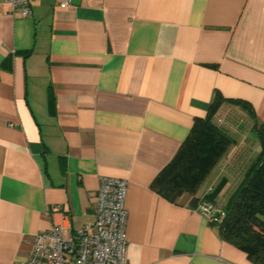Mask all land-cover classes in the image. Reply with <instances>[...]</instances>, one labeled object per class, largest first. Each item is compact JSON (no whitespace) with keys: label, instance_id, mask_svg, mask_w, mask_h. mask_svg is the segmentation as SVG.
<instances>
[{"label":"crops","instance_id":"1","mask_svg":"<svg viewBox=\"0 0 264 264\" xmlns=\"http://www.w3.org/2000/svg\"><path fill=\"white\" fill-rule=\"evenodd\" d=\"M0 0V264L94 221L126 180V264H253L188 194L152 189L217 93L264 122V0Z\"/></svg>","mask_w":264,"mask_h":264},{"label":"trees","instance_id":"2","mask_svg":"<svg viewBox=\"0 0 264 264\" xmlns=\"http://www.w3.org/2000/svg\"><path fill=\"white\" fill-rule=\"evenodd\" d=\"M224 104L241 107L255 120L261 151L231 194L224 210L217 214L218 221L210 223L224 241L246 253L253 264H264V122L258 120L249 103L226 100L217 93L206 118L196 120L189 137L174 160L155 179L152 189L171 202L188 194L195 208L203 201L215 203L228 183L226 178H222L206 200H201L197 194L234 144V139L215 121Z\"/></svg>","mask_w":264,"mask_h":264},{"label":"built area","instance_id":"3","mask_svg":"<svg viewBox=\"0 0 264 264\" xmlns=\"http://www.w3.org/2000/svg\"><path fill=\"white\" fill-rule=\"evenodd\" d=\"M91 1V0H89ZM11 11L24 18L32 15L31 0H8ZM73 0H57L62 9ZM128 182L102 177L93 207L94 221L64 236V228L53 226L36 236L31 258L26 264H126L128 212L125 206ZM209 222H217L220 210L207 201L196 209Z\"/></svg>","mask_w":264,"mask_h":264},{"label":"rangeland","instance_id":"4","mask_svg":"<svg viewBox=\"0 0 264 264\" xmlns=\"http://www.w3.org/2000/svg\"><path fill=\"white\" fill-rule=\"evenodd\" d=\"M215 121L234 139V144L201 186L197 196L206 200V196L217 188L222 178H226L227 185L213 203L219 210H224L231 194L260 153L261 146L256 137L255 120L241 107L224 104Z\"/></svg>","mask_w":264,"mask_h":264}]
</instances>
